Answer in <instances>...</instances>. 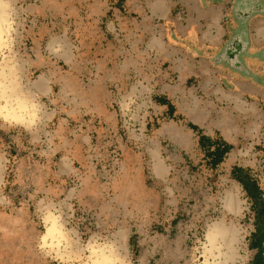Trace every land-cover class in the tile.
Segmentation results:
<instances>
[{
  "label": "rangeland",
  "instance_id": "obj_1",
  "mask_svg": "<svg viewBox=\"0 0 264 264\" xmlns=\"http://www.w3.org/2000/svg\"><path fill=\"white\" fill-rule=\"evenodd\" d=\"M164 13L163 0H0V264L264 259L251 207L264 138L240 130L252 110L204 92L163 107L182 45ZM191 124L234 145L217 166Z\"/></svg>",
  "mask_w": 264,
  "mask_h": 264
},
{
  "label": "crops",
  "instance_id": "obj_2",
  "mask_svg": "<svg viewBox=\"0 0 264 264\" xmlns=\"http://www.w3.org/2000/svg\"><path fill=\"white\" fill-rule=\"evenodd\" d=\"M163 2V34L179 36L182 43L180 51H174L178 54H174L171 67L178 75L168 77L165 95L160 97L165 102L163 107L169 109L167 102L174 107L181 94L204 92L212 101L252 110L240 130L246 138L255 134L264 138V108L260 107V102H264V0H169L168 5L166 0ZM175 5V14H171ZM164 47L172 57L174 49L166 40ZM184 100L186 96L178 101L180 108ZM199 129L234 147L228 138L218 134L224 131L221 126Z\"/></svg>",
  "mask_w": 264,
  "mask_h": 264
},
{
  "label": "trees",
  "instance_id": "obj_3",
  "mask_svg": "<svg viewBox=\"0 0 264 264\" xmlns=\"http://www.w3.org/2000/svg\"><path fill=\"white\" fill-rule=\"evenodd\" d=\"M161 101H164L163 99H159ZM169 104V109L173 110V104L170 102H167ZM191 126L198 130V134L200 136L199 143L200 146L204 148L206 151V157L208 160V164L212 166H217L220 161H223L226 154L232 149V145L226 142L225 140L221 138H215L204 134L201 129H199L198 126L191 124ZM249 171L247 170H241V172H235L233 174L234 178L238 179L240 182L245 183V187L249 188L247 184V178L249 177ZM262 192H253L252 193V208L256 210L258 217L256 220V231L254 232V237H264V216L262 213H264V199L261 197ZM255 246V244L253 245ZM253 264H264V259H262L260 262L258 260H255Z\"/></svg>",
  "mask_w": 264,
  "mask_h": 264
}]
</instances>
